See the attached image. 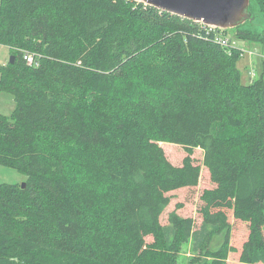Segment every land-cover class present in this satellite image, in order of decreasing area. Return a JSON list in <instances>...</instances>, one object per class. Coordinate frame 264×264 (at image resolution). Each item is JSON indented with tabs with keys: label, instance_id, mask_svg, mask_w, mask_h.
<instances>
[{
	"label": "trees",
	"instance_id": "trees-1",
	"mask_svg": "<svg viewBox=\"0 0 264 264\" xmlns=\"http://www.w3.org/2000/svg\"><path fill=\"white\" fill-rule=\"evenodd\" d=\"M199 27L135 0H0V164L27 175L0 183V264H177L187 243V264H264V76ZM159 142L202 150L198 223L161 221L201 165Z\"/></svg>",
	"mask_w": 264,
	"mask_h": 264
},
{
	"label": "rangeland",
	"instance_id": "rangeland-1",
	"mask_svg": "<svg viewBox=\"0 0 264 264\" xmlns=\"http://www.w3.org/2000/svg\"><path fill=\"white\" fill-rule=\"evenodd\" d=\"M250 9H256L253 3H251ZM241 27L262 30L264 28V13L261 12V15L256 14L253 23H244ZM261 32H263L262 40L255 39V41H253L251 37V40L240 38L235 28H227L224 30L225 35L232 41L234 49L239 51L240 58L237 62L241 66V69H238L240 70L241 81L244 83H247L248 80L251 81L261 73H263L264 76V65L262 62V56H264V31ZM9 58L10 49L0 44V67L6 65ZM249 58L250 60L252 59V62L249 61V63H247ZM252 72L253 75L251 74ZM14 107L15 101L12 93L5 88H0V114L10 118ZM159 145L162 147L166 157L173 164H180L183 157L190 154L191 157L194 158V161L201 165L200 178L196 186L184 187L169 192L171 197L170 203L165 208L161 216V221L165 222L168 212L174 210L178 204H181V207L176 208V212L182 216H191L196 220V223H198L200 220L198 215V207L200 205L199 195L204 188L213 186V183L209 179L207 169L201 163L202 150L199 147L187 149L179 144L169 142H159ZM26 179V174L17 171L13 167L0 164V183L21 184L25 182ZM147 239H149V237ZM217 242L218 240L214 241L213 245H217ZM177 254V264H187V261L192 256L191 243L183 244Z\"/></svg>",
	"mask_w": 264,
	"mask_h": 264
},
{
	"label": "water",
	"instance_id": "water-1",
	"mask_svg": "<svg viewBox=\"0 0 264 264\" xmlns=\"http://www.w3.org/2000/svg\"><path fill=\"white\" fill-rule=\"evenodd\" d=\"M145 5H150L161 11L169 12L180 17L201 22L205 25L213 26L221 30L227 28L250 29L255 32L264 31L256 30L250 27L242 28L244 23H253L256 14H260L257 6L250 0H135ZM253 3L256 9L251 10ZM14 61V55H10L9 62ZM25 186V182L20 184Z\"/></svg>",
	"mask_w": 264,
	"mask_h": 264
},
{
	"label": "built area",
	"instance_id": "built-area-1",
	"mask_svg": "<svg viewBox=\"0 0 264 264\" xmlns=\"http://www.w3.org/2000/svg\"><path fill=\"white\" fill-rule=\"evenodd\" d=\"M200 28H204L206 30L207 34H209L210 32H214L213 39L216 43L220 44L221 46H223L225 48H234L232 41L230 40L229 37H227L225 35L223 30L216 28V27H213V26L205 25L201 22H200L199 29ZM22 58L29 65H37L35 55L33 53L27 51V50L22 51ZM262 59H263L262 62L264 65V56H262ZM251 74L253 75V72Z\"/></svg>",
	"mask_w": 264,
	"mask_h": 264
},
{
	"label": "crops",
	"instance_id": "crops-1",
	"mask_svg": "<svg viewBox=\"0 0 264 264\" xmlns=\"http://www.w3.org/2000/svg\"><path fill=\"white\" fill-rule=\"evenodd\" d=\"M249 61L252 62V59L250 60V58H249L247 63H249ZM244 64H245V63H244ZM244 64H243V65H244ZM237 66H238V68L241 69V66L238 64V62H237ZM242 82H243V81H242ZM248 82H250V80H248ZM248 82H247V83H248Z\"/></svg>",
	"mask_w": 264,
	"mask_h": 264
}]
</instances>
